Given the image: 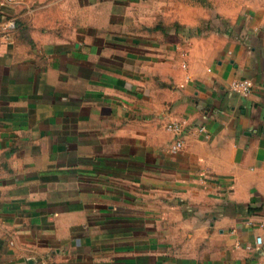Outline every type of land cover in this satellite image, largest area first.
Wrapping results in <instances>:
<instances>
[{"label":"crops","instance_id":"0c3cea01","mask_svg":"<svg viewBox=\"0 0 264 264\" xmlns=\"http://www.w3.org/2000/svg\"><path fill=\"white\" fill-rule=\"evenodd\" d=\"M17 1L16 27L0 19V264H264V18Z\"/></svg>","mask_w":264,"mask_h":264},{"label":"built area","instance_id":"2783aa9c","mask_svg":"<svg viewBox=\"0 0 264 264\" xmlns=\"http://www.w3.org/2000/svg\"><path fill=\"white\" fill-rule=\"evenodd\" d=\"M15 3H19L17 0H0V9H3V7L7 5H14ZM2 15L0 14V17L3 18L4 21H2V27L3 30H9L14 28L15 21L14 20H5L3 17V11H0ZM230 89L233 92H236L238 94H247L251 89V83L250 80L247 78L241 79L239 81H233L230 85ZM166 128L171 131L174 134V141L170 146V150L173 153L179 152L184 147V141L182 138L183 135V124L182 122L178 120H173L171 122H168L166 124ZM199 131H203V126H200ZM264 223V218L262 219V222L260 224L262 225ZM262 245V238L260 236H255L254 244L253 245H246L245 248L251 251H258Z\"/></svg>","mask_w":264,"mask_h":264},{"label":"rangeland","instance_id":"374dc122","mask_svg":"<svg viewBox=\"0 0 264 264\" xmlns=\"http://www.w3.org/2000/svg\"><path fill=\"white\" fill-rule=\"evenodd\" d=\"M202 3L205 1L208 4V7L214 4L217 7L226 8L227 11H231L234 16L237 14H243L248 12V14H255L258 13L261 15L262 19L264 18V0H199ZM0 11H3V17L5 20H14V18H11V16H8V12H6L3 9H0ZM2 15V13H0ZM2 21L3 18H0ZM224 25V24H223ZM16 27V23L14 25Z\"/></svg>","mask_w":264,"mask_h":264}]
</instances>
